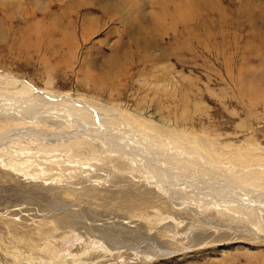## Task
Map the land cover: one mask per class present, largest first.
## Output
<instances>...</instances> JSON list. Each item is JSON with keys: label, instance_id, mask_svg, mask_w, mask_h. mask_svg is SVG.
<instances>
[{"label": "rangeland", "instance_id": "obj_1", "mask_svg": "<svg viewBox=\"0 0 264 264\" xmlns=\"http://www.w3.org/2000/svg\"><path fill=\"white\" fill-rule=\"evenodd\" d=\"M0 85L110 106L142 133L165 128L164 143L204 139L213 160L262 166L264 0H0ZM28 125L59 127L0 132ZM68 142L50 171L35 144L0 143V264H264L263 233L214 210L199 224L125 159Z\"/></svg>", "mask_w": 264, "mask_h": 264}, {"label": "bare ground", "instance_id": "obj_2", "mask_svg": "<svg viewBox=\"0 0 264 264\" xmlns=\"http://www.w3.org/2000/svg\"><path fill=\"white\" fill-rule=\"evenodd\" d=\"M4 87L0 85V122L22 120L45 127L50 119L59 125L58 133L34 130L29 125L27 128L7 126L0 132V143L19 138L35 144L36 153L49 171L62 162L53 159L60 154L58 144L67 139L72 146L84 141L107 158L125 159L136 177L163 193L170 206L192 212L199 224L213 222L208 212L214 210L221 222L242 221L264 234V165L231 161L229 166L222 160H213L212 146L204 139H199L198 146L189 139L164 143L167 139H161L157 132L165 128L155 123L154 132L142 133L110 106L40 89L19 94ZM11 147L15 150L18 146ZM1 156L0 160H4ZM246 159L251 161L249 156ZM135 203L129 204L133 207Z\"/></svg>", "mask_w": 264, "mask_h": 264}]
</instances>
